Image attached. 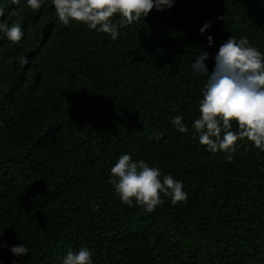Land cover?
Here are the masks:
<instances>
[{
	"label": "trees",
	"instance_id": "16d2710c",
	"mask_svg": "<svg viewBox=\"0 0 264 264\" xmlns=\"http://www.w3.org/2000/svg\"><path fill=\"white\" fill-rule=\"evenodd\" d=\"M0 7V22L25 33H0V243L29 248H0L2 264H60L80 247L94 264H264V152L238 141L228 161L191 127L207 79L192 61L207 51L211 72L230 36L264 52V0H175L115 40L62 25L51 0ZM124 152L181 180L187 201L162 196L151 213L122 204L109 169Z\"/></svg>",
	"mask_w": 264,
	"mask_h": 264
},
{
	"label": "clouds",
	"instance_id": "9594fccd",
	"mask_svg": "<svg viewBox=\"0 0 264 264\" xmlns=\"http://www.w3.org/2000/svg\"><path fill=\"white\" fill-rule=\"evenodd\" d=\"M10 2L40 10L44 0ZM174 4L175 0H51V10L64 26L80 23L89 30L109 34L115 40L120 26L144 19L150 10L167 11ZM3 15L0 7V16ZM210 27L209 21L203 22L199 33L203 34ZM0 33L12 43L21 42L25 35L22 25L16 22H0ZM206 40L209 46L214 43L211 34ZM208 58L207 51H200L191 63L193 73L207 76L198 101L199 116L191 125L194 137L205 151L222 152L228 161L232 160L238 141L264 152V52L251 46L246 37L230 36L218 47L211 72L205 63ZM20 63L28 64L29 58L21 56ZM171 123L179 133L188 131L181 115L174 116ZM155 139H160L159 133L155 134ZM109 172L114 192L128 207L139 205L151 213L164 203L162 196L170 198L172 203L188 199L181 180L170 173L162 174L158 167L149 166L144 160H133L128 152L119 155ZM4 247L13 256L23 257L29 252L23 243L11 246L0 243V248ZM58 259L60 264H94L87 247L69 249Z\"/></svg>",
	"mask_w": 264,
	"mask_h": 264
}]
</instances>
